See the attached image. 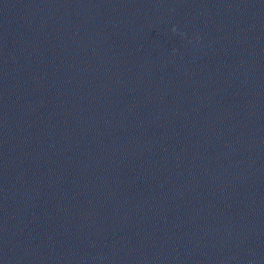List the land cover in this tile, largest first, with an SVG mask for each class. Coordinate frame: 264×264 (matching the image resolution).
I'll use <instances>...</instances> for the list:
<instances>
[{
    "label": "clouds",
    "instance_id": "9594fccd",
    "mask_svg": "<svg viewBox=\"0 0 264 264\" xmlns=\"http://www.w3.org/2000/svg\"><path fill=\"white\" fill-rule=\"evenodd\" d=\"M172 31H173V32H175V31H176V29H175V28H173V29H172Z\"/></svg>",
    "mask_w": 264,
    "mask_h": 264
}]
</instances>
